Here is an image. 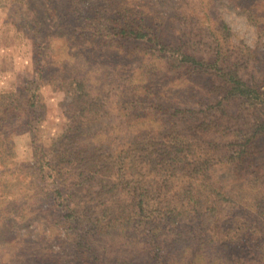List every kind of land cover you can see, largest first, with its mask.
Instances as JSON below:
<instances>
[{"label": "trees", "instance_id": "1", "mask_svg": "<svg viewBox=\"0 0 264 264\" xmlns=\"http://www.w3.org/2000/svg\"><path fill=\"white\" fill-rule=\"evenodd\" d=\"M68 2L71 11L83 22L77 30L88 44L95 45L99 40L100 45L106 47H121L127 43L148 45L151 53L141 66L144 76L150 72V60L159 59L166 68L177 70L182 76L216 73L220 84H212L205 93L217 96L223 92L224 95L215 103V120L208 121L201 110L198 112L201 116L197 117L192 109L182 113L170 106L163 109L159 99L152 97L147 88L133 85L134 95L125 103H129V111L133 113L130 117L125 115L126 122L132 125L125 137L118 133L107 147V153L98 146H90L92 139L104 145L101 138L91 135L85 128L68 127L52 143L53 146L58 144L52 146V150L50 147L46 155L49 160H45L35 130L29 129L33 141L34 156L30 165L33 172L32 175L26 172V175L36 178L34 187L42 186L45 178L50 179V186L44 184L47 189L38 188L42 200L49 202L45 210L38 207L44 211L49 228H64L65 241L73 245L86 264H96L98 258L110 252L114 254L113 264H134L132 255L138 252L145 256L142 264H264V249L256 241L254 232L257 229L252 223L255 214H261L258 213L259 200H246L242 205L238 200L232 201L231 196L227 197L232 190L211 177V168L221 165L227 172L225 175L231 173L242 179L246 174V159L249 161L259 154L255 143L264 138L262 79L255 77L254 70L246 69L253 73L245 80L242 77L245 69H241L255 56L239 49L234 51L235 57L230 63L229 55L222 54L217 46L211 60L191 51L173 49L170 52L155 34L156 26L149 24L142 5L129 6L123 0L117 3L114 0ZM89 5L92 6L89 14L83 15V9ZM26 25L41 34L36 25ZM221 30L229 31L226 25ZM258 30L261 39L264 29L259 27ZM227 35L230 36V32ZM49 46L46 44L44 49L48 51ZM45 59L47 55H42L38 80L28 82L23 101H19L17 93L0 94V161L14 156L11 136L21 123L22 112L27 119L26 126L41 121V115L37 116V109L42 108L38 89L43 86L42 74L48 70ZM68 86L66 91L71 105L81 104V109H86L89 99L88 102L97 107L84 82L74 79ZM138 93L146 96L138 97ZM235 101H240L235 112L224 111ZM223 114L237 127L224 129L223 135L231 136L225 143L228 149L222 155L212 156L215 145L208 148V142L201 136L208 132L210 124L219 126L216 121L218 118L219 122ZM83 163L87 164L79 175L69 173L71 164L82 166ZM257 180L261 181L257 186L264 187V180ZM236 206L244 219L235 233L229 236L230 231H227L224 240L218 243L201 240L205 231L214 230L206 228L208 222L213 219L219 222L223 216L227 218V210ZM52 215L56 217L53 219ZM182 216L188 221L184 227L181 226ZM116 237L125 240L124 253H118L119 248L114 244ZM233 240L240 243L230 244ZM238 244L248 248L253 257L234 256ZM209 251L213 254L204 258L201 253Z\"/></svg>", "mask_w": 264, "mask_h": 264}, {"label": "rangeland", "instance_id": "2", "mask_svg": "<svg viewBox=\"0 0 264 264\" xmlns=\"http://www.w3.org/2000/svg\"><path fill=\"white\" fill-rule=\"evenodd\" d=\"M114 1L117 3L122 0ZM123 1L129 6L138 4L145 7L149 24L156 26L155 34L170 52L173 49L191 51L211 60L217 46L222 54L229 55L230 63L234 60V51L240 49L250 52L255 58L243 65L241 69L245 70L242 77L247 80L253 72L246 69L254 70L255 77L262 79L260 87L264 91V37L258 38V28L264 29V0ZM89 7L92 6L83 9V15L89 14ZM26 23L36 25L41 34L30 30ZM82 23L71 11L68 0H0V94L17 93L19 101H23L28 82L38 80L40 58L42 55L48 58L45 59L48 70L41 79L44 80L43 86L38 89L42 108L37 109V116L41 115V121L37 123L36 120L26 126L27 119L22 112L21 123L14 128L11 136L14 156L0 161V264H86L77 255L73 245L65 241V229L61 226L55 230L49 228L42 213L44 211L38 208L45 210L49 206L48 201L42 200L38 188L47 189L44 184L49 185L50 179L45 178L42 186L34 187L36 178L26 175V172L31 175L33 172L30 167L34 156L33 141L29 129L35 130V138L43 147L45 156L49 154L50 147L52 150V143L68 127H82L91 135L98 136L104 145L92 139L90 146H98L103 149V153H107V147L119 136L118 133L125 137L132 125L126 122L125 115L130 117L133 113L129 111V103H125L134 95L133 85L147 88L152 97L159 99L163 109L170 106L178 113L192 109L197 117L201 116L198 113L201 110L208 121L214 119L217 109L214 108L215 103L224 95L223 92L217 96L205 93V89H209L212 84H220L216 73L182 76L177 70L166 68L159 59L150 60V72L144 76L141 66L149 59L151 52H148V45L127 43L121 47H106L100 45L99 40L91 45L83 34L78 33L77 29ZM223 25L229 31L221 30ZM229 32L230 36L227 35ZM46 44L50 45L48 51L44 49ZM74 79L84 82L97 107L88 102L89 99L86 109H81V104L71 105L66 90ZM136 96L146 95L138 93ZM238 104L240 101H235L224 111L235 112L239 108ZM197 117L196 122L199 121ZM221 118L219 122L223 125L217 118L219 126L210 124L208 132L201 136L208 142V148L215 145L212 156L222 155L228 149L225 143L230 141L231 136H224V129L237 127L228 122L224 114ZM179 127L184 129L183 125ZM255 146L259 154L249 161L246 159V174L242 179L235 178L231 173L225 175L227 172L221 165L211 168V177L221 181L227 190H232L227 195L231 196L232 201L238 200L237 203L242 205L246 200H259L258 213L261 214H255L252 223L257 229L254 232L256 241L264 249V187L257 186L261 183L257 179L264 180V138L256 142ZM36 155L39 157L40 153ZM44 159L49 160L48 156ZM86 164H71L69 173L79 175ZM253 183L257 188L253 187ZM227 211V218L223 216L219 222L215 219L208 222L206 228L214 230L205 231L201 240L218 243L224 240L222 238L228 234L227 231H230L229 236L235 233L237 225L244 219L243 215L238 213L237 206ZM55 217L52 215L51 218ZM187 224L188 221L182 216L181 226ZM114 241L119 248L118 253H124L125 240L116 237ZM233 242L240 243L236 240L229 243ZM242 246L238 244L233 255L252 258L248 248ZM211 253L201 254L208 258ZM113 255L110 252L98 258L96 264H113ZM216 255L220 256L218 253ZM132 256L134 264H142L145 260V256L139 252Z\"/></svg>", "mask_w": 264, "mask_h": 264}]
</instances>
